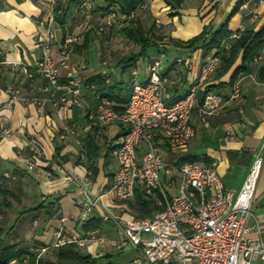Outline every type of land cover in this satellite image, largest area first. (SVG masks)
Listing matches in <instances>:
<instances>
[{
  "label": "crops",
  "instance_id": "0c3cea01",
  "mask_svg": "<svg viewBox=\"0 0 264 264\" xmlns=\"http://www.w3.org/2000/svg\"><path fill=\"white\" fill-rule=\"evenodd\" d=\"M235 6L236 11L228 17ZM103 16L104 13L91 14L89 25L94 24L95 28H89L87 47L76 48L78 46L74 41L67 64H58V73L64 77L72 66H79L84 84L88 83L89 78L100 74L104 76L106 84L120 85V88L112 90L114 95L127 99L130 70L137 68L141 58L134 66L126 68L123 58L105 70L98 68V62L106 56L102 33H95L97 23ZM80 18L78 11L73 10L65 23L60 25L53 19L52 8L46 0H0V107L12 93L17 98L10 108L0 109V228L5 246L15 244L35 253L37 259L49 262L57 256L58 246L53 244L59 229L66 236H82L86 233L81 229L82 224L96 217L100 219L98 229L105 237L118 238L114 223L101 218L104 209L123 219L132 217L128 203L114 200L112 194L107 192L113 184L117 167L107 151L124 132L126 125L115 123L99 129L85 117L81 108L53 106L45 102L39 111L33 101H25L31 96L56 97L59 94L52 89L44 92L42 89L48 81L36 74L41 56L37 34L42 31L38 22L52 19L56 23L51 56L55 62H59L60 43L79 32L83 23ZM137 19L144 30L151 29L164 40L169 37L187 40L199 34L204 27L211 33L226 19L229 33L240 27L243 31H256L264 25V0H182L177 9H172L164 0H147L146 7L139 11ZM137 49L135 45L133 53ZM160 55L167 58L162 63L166 77V100H178L187 93L199 75L205 57H202L200 47L183 50L166 46L164 49H154V54L147 57L144 66L150 59ZM174 58H180L181 62H174ZM239 63L240 55L228 70L222 71L219 66L199 87L198 99L206 87L227 98L231 88L230 76ZM263 65L264 40L259 57L250 64L247 73L237 78L240 97L227 100L221 110L204 115L205 123L201 121L195 106L190 117L195 128L194 137L183 153H172L162 147L165 165L176 169L175 163L180 157L194 158L199 163L213 166L225 189L234 196L238 193L254 155L260 153L264 156V81L257 77ZM22 67L36 75L32 81L26 79ZM144 71L146 73V67ZM84 94L91 104L96 103L87 88H84ZM90 133L95 136L99 153L95 159V173L86 177L83 139ZM57 148L58 155L55 152ZM35 149H38V154ZM81 155L83 159H80ZM25 159L33 160L31 170L27 169ZM67 173L78 179L86 178L90 190L101 195L100 205L84 222L78 204V188L73 181L65 178ZM53 211L55 213L51 215ZM256 222L264 239V163L246 224L253 227ZM80 249L97 259L99 264H114L123 254L135 252L130 248L100 249L95 243ZM9 264L29 263L28 258H25ZM254 264H264V261H255Z\"/></svg>",
  "mask_w": 264,
  "mask_h": 264
},
{
  "label": "built area",
  "instance_id": "2783aa9c",
  "mask_svg": "<svg viewBox=\"0 0 264 264\" xmlns=\"http://www.w3.org/2000/svg\"><path fill=\"white\" fill-rule=\"evenodd\" d=\"M56 1L46 0L52 11ZM92 3L93 0H82L80 12L89 16ZM135 16L136 11L121 15L111 11L103 16L98 31L103 32L114 23L120 28L124 21ZM38 24L42 31L37 34L41 56L36 74L48 81L42 89L44 92L52 89L59 94L56 97L31 96L25 101H33L39 111L45 102L53 106L81 108L85 117L99 129L115 123L126 125L124 132L110 145V154L117 167L113 184L107 192L116 201H127L133 198L139 187L161 207L151 217L126 219L104 209L101 218L114 223L118 238H107L98 228L82 236H66L59 229L53 246L75 243L80 248H87L95 243L100 249L130 248L136 252L133 264H254L255 261H264V239L260 227L257 222L253 227L246 224L251 215L264 156L260 153L254 155L243 184L234 196L225 189L213 166L193 161L173 169L164 164L161 153L162 147L172 153L187 150L195 135V128L190 122L195 106L201 121L205 123L204 115L217 112L227 100L240 97L238 80L231 85L227 98L205 88L198 99L197 91L219 68L221 55L229 49V41L239 38L243 28L232 31L219 46L211 50L187 93L170 104L165 103L166 77L159 58L148 61L144 81L138 80L137 69L132 68L127 101L123 109L116 110L113 102L99 100L97 94L95 104L87 100L84 88L93 89V86L84 84L79 66L74 65L64 77L59 76L57 66L67 64L74 39L66 37L60 43V60L55 62L51 56V44L55 40L56 23L50 19L41 20ZM173 61L180 63L181 59L174 58ZM105 64L106 61L102 59L98 66L102 69ZM22 72L29 81L36 76L24 67ZM16 99V94L12 93L0 109L10 108ZM35 152L38 154V149ZM83 158L81 155L80 159ZM24 162L28 170L33 168L32 159H25ZM89 175L90 172L86 171L85 176ZM65 178L73 181L78 188V204L84 222L100 205L101 195L90 190L85 177L78 179L67 173Z\"/></svg>",
  "mask_w": 264,
  "mask_h": 264
},
{
  "label": "trees",
  "instance_id": "16d2710c",
  "mask_svg": "<svg viewBox=\"0 0 264 264\" xmlns=\"http://www.w3.org/2000/svg\"><path fill=\"white\" fill-rule=\"evenodd\" d=\"M82 0H57L53 6V19L56 23L63 25L65 19L71 15L73 10H77L80 15L82 13L79 10V5ZM172 9L180 7L182 0H164ZM147 0H93L92 13L100 14L104 13V16L109 12H115L117 15L127 14L131 11H136V16L130 20L124 21L120 28V33L128 39V41L137 45L136 52L125 56L123 62L125 68L129 65L134 66L136 62L147 54L149 49H164L166 46L183 50H195L197 47L201 48L202 57H206L212 49L219 46L223 39H226L230 34L226 29L227 19L222 23L215 31L209 32L206 27L203 30L187 39L178 40L171 37L164 41V38L159 35H155L154 32L144 30L139 20L137 19L139 11L146 7ZM144 6V7H142ZM237 9L235 6L228 17L231 16ZM177 13H174L176 15ZM98 29V27H97ZM96 29V30H97ZM98 33V32H97ZM264 40V25L256 31L247 30L243 31L239 38L229 41V49L221 55L222 71L228 70L237 57L240 55V63L232 72L229 85H232L242 73L249 71L250 64L259 57L260 50ZM88 43L87 34L85 35L82 46L86 47ZM79 48V47H76ZM260 81H264V65L260 67L257 75ZM29 81V80H28ZM86 85H92L93 89H88L95 102V95H99L100 99H107L113 102V108L116 110L123 109L127 99L121 98L119 95H114L112 90L114 88H120V85H108L105 83L104 76L97 74L91 79L89 78ZM206 89H210L206 87ZM173 102L176 100H172ZM2 128L0 126V133ZM110 153V148L108 149ZM56 155H58V148L55 149ZM83 153L86 158V170L90 174L95 173V159L99 153V147L96 143L94 134H87L83 139ZM66 160V158H64ZM194 158L180 157L175 163L176 169H178L185 162H193ZM88 162V163H87ZM131 208V215L133 218H147L151 217L155 212L161 209L156 205L151 197L139 187L136 189L132 199L126 201ZM48 206L53 207L49 204ZM55 211L51 212L54 215ZM100 227V219L92 217L84 222L81 226L83 232H87L91 229ZM2 229L0 228V264H9L12 261H22L28 258L29 264H99L97 259L91 257L89 254L83 252L75 243H64L57 247L56 258L54 261H44L37 259L35 253L28 249L20 248L17 245H4L2 237ZM168 264H178L176 262H169Z\"/></svg>",
  "mask_w": 264,
  "mask_h": 264
},
{
  "label": "rangeland",
  "instance_id": "374dc122",
  "mask_svg": "<svg viewBox=\"0 0 264 264\" xmlns=\"http://www.w3.org/2000/svg\"><path fill=\"white\" fill-rule=\"evenodd\" d=\"M80 16H81L80 20L82 19L83 23L78 30L79 32L74 33L71 37L74 39V41L76 43L75 45L82 48L83 47L82 46L83 39H84L85 35L87 34V31H89V28H92L94 26V24L90 23V25H89L91 14L89 16H85L84 14H82ZM101 22H102V19L99 20L97 24H99ZM97 27H98V25L96 26V29H97ZM94 28H95V26H94ZM120 28H118L117 23H114L113 25L111 24L110 26L106 27L103 32H100V33H102V35H101L102 41H103L102 46L106 50V53H105L106 56H105V58H103V60L106 61V64L102 66L104 68V70L107 69V67H109V66H114L115 63L120 61L126 55L132 54L133 50L135 49L134 43L128 41V39H126L120 33ZM97 32H99L98 29L95 30V33H97ZM89 33H90V31L87 34L88 41H89ZM164 41H166V40H164ZM99 44H101V41ZM152 54H154V49H149L147 51V54L144 57H141V59L138 61L136 69H137V72L139 73V75H138L139 81L145 80V75H143V73H145L144 69L146 66H144V65L147 61V57L152 55ZM93 55H94V53H93ZM158 58L162 61V63H165V61L167 59L165 56H162V55L158 56ZM98 68H101V67L98 66ZM124 78H126V77L124 76ZM172 102H173L172 100H169V101L165 100L166 104H170ZM135 257H136L135 252H132L130 254H123L121 256V259L116 260L117 262L114 264H124V263L133 264L132 259H134ZM110 261L112 262V259H110Z\"/></svg>",
  "mask_w": 264,
  "mask_h": 264
}]
</instances>
